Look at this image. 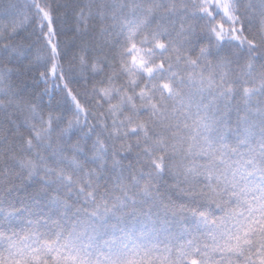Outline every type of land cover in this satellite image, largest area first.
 <instances>
[{
  "label": "snow or ice",
  "instance_id": "obj_1",
  "mask_svg": "<svg viewBox=\"0 0 264 264\" xmlns=\"http://www.w3.org/2000/svg\"><path fill=\"white\" fill-rule=\"evenodd\" d=\"M0 264H264V0H0Z\"/></svg>",
  "mask_w": 264,
  "mask_h": 264
}]
</instances>
